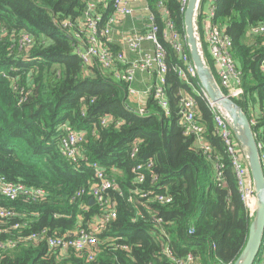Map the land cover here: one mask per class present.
<instances>
[{"label":"trees","instance_id":"16d2710c","mask_svg":"<svg viewBox=\"0 0 264 264\" xmlns=\"http://www.w3.org/2000/svg\"><path fill=\"white\" fill-rule=\"evenodd\" d=\"M105 1L107 8L99 10L102 25L113 13L112 0ZM146 1L165 51L167 112L152 93L143 113L129 111V85L75 55L73 33L86 0H0V178L45 194L35 202L0 196V207L14 213L0 219V243L15 244L0 250V264H181L188 256L194 264H233L243 251L252 218L212 109L197 78L180 79L177 69L184 63L164 41L165 20L184 36L185 8L181 0H163L164 19L158 0ZM202 16L201 11L199 20ZM64 22L70 25L62 28ZM263 24L264 0L215 3L212 25L229 37L242 74L244 94L233 101L254 121L260 154L264 35L251 29ZM24 35L29 44L20 42ZM183 97L195 101L201 141L186 134ZM249 105L258 108V116L250 115ZM64 125L84 133L82 158L75 164L59 148ZM93 163L112 184L102 205L92 200V188L99 184ZM109 210L115 217L95 234L92 260L48 246L49 238L92 231ZM254 264H264V236Z\"/></svg>","mask_w":264,"mask_h":264},{"label":"built area","instance_id":"2783aa9c","mask_svg":"<svg viewBox=\"0 0 264 264\" xmlns=\"http://www.w3.org/2000/svg\"><path fill=\"white\" fill-rule=\"evenodd\" d=\"M138 0H112L113 13L110 15L104 25H102L103 15L99 12L100 9L107 8L105 0H86L82 18L79 20L78 28L73 33L76 44L74 45V53L79 56L84 65L96 64L100 66L103 72L112 73L116 80L127 83L129 86L133 82L136 73H142L147 76L156 78L154 84L147 88V94H153L158 105L167 112L168 102L164 90V75L167 67L164 62L165 51L157 39L158 28L155 25V18L151 14L149 7L145 10L148 12L147 24L145 25L144 33L140 34L136 31H129L124 37V46L126 51H114L110 44L113 35L114 25L120 23L134 13L133 3ZM217 0H209L208 12L206 16L207 27L204 30V36L199 33V14L201 3L197 11V34L199 39V50L205 59V52L211 57L212 68H210L214 80L224 96L231 100H239L242 98L244 91L242 89V74L237 69L233 56L231 54V41L224 31L212 25V20L215 17V3ZM183 8H186L188 0H181ZM157 7L161 9L165 19L167 12L163 8V0H158ZM166 33L164 41L173 46L178 56L184 63L182 68L177 69V74L181 80L189 82V78H197L196 69L190 59L189 49L186 45L184 36L176 32L172 22L165 20ZM70 24L64 22L62 28L68 27ZM252 33L264 35V24L251 29ZM22 45L29 44L28 36L24 35L20 41ZM149 42L152 45V50L144 51L143 43ZM135 57L129 59V54ZM206 62V61H205ZM264 71V69H263ZM130 91V89H129ZM202 93L204 94L203 90ZM205 96V95H204ZM206 97V96H205ZM207 98V97H206ZM208 100V99H207ZM209 105L213 112V122L220 133V136L226 147L227 155L230 159L231 166L236 178L238 191L241 200L248 210L251 218L253 214L251 205H255V190L253 187L251 175L247 165L246 156L240 154L239 143L236 140L235 133L231 126L230 119L226 113L217 108L209 100ZM183 112L182 123L186 126V134H194L201 141V133L203 128L195 123V101L190 97H183L181 100ZM108 117L101 121L102 125L107 123ZM254 121H250L253 124ZM64 134L59 142V148L62 155L72 164H75L82 158V142L84 133L73 130L68 125L63 126ZM203 146V145H202ZM208 149V148H206ZM136 152L134 146L133 154ZM261 163L264 164V153L260 154ZM149 166V165H148ZM97 163L92 164L99 184L92 188V200L99 204H105L104 193L111 187V181ZM136 170L140 171L138 166ZM220 174H218L219 177ZM142 178H139V182ZM0 196L9 199L22 197L27 201L41 200L45 194L44 191L38 188H27L23 184H15L5 181L0 178ZM159 200H164L162 197ZM14 213L0 207V219L13 216ZM115 214L109 210L105 217L98 222V225L90 232L77 231L69 237L49 238L48 246L51 249L61 251H75L78 254L86 256L88 260H92L97 253V238L96 235L102 229L104 223L113 219ZM36 238L35 236H31ZM12 241L0 243V250L14 247ZM181 264H194L191 256L186 258Z\"/></svg>","mask_w":264,"mask_h":264},{"label":"water","instance_id":"95a60500","mask_svg":"<svg viewBox=\"0 0 264 264\" xmlns=\"http://www.w3.org/2000/svg\"><path fill=\"white\" fill-rule=\"evenodd\" d=\"M201 0H188L183 13V31L197 79L207 99L222 109L230 119L236 140L245 152L255 190V210L248 229L246 244L233 264H254L264 236V173L250 121L243 110L218 88L210 68L199 50L197 11Z\"/></svg>","mask_w":264,"mask_h":264},{"label":"crops","instance_id":"0c3cea01","mask_svg":"<svg viewBox=\"0 0 264 264\" xmlns=\"http://www.w3.org/2000/svg\"><path fill=\"white\" fill-rule=\"evenodd\" d=\"M208 4L209 0H205L203 4L201 5L202 8H200V12L202 11V18L200 20V26L202 29V37L204 36V30L207 27L206 22V16L208 12ZM148 6L146 0H138L137 2L133 3L134 13L132 16L127 17L120 23L114 25L113 27V35L110 47L114 51H126L124 46V37L129 33V31H136L140 34L144 33L145 31V25L147 24V17L148 12L145 10V7ZM143 50L150 51L152 50V45L149 42L143 43ZM130 56L129 59H133L135 56L133 54H130L127 52ZM208 54V50H207ZM209 55V54H208ZM211 60V57L208 56ZM155 77L154 76H147L142 73H136L135 78L133 82L130 84L128 91V101L126 104V108L131 112L136 113H143L145 108V103L148 97L147 94V88L149 86H152L154 84ZM133 85L136 86V88H133ZM134 105V108L131 106ZM249 112L250 115L253 117L258 116L259 111L256 106H250L249 105ZM241 147V146H240ZM242 149V148H241ZM98 225V221H95L92 225V230ZM73 232V234H75ZM72 234V235H73Z\"/></svg>","mask_w":264,"mask_h":264},{"label":"rangeland","instance_id":"374dc122","mask_svg":"<svg viewBox=\"0 0 264 264\" xmlns=\"http://www.w3.org/2000/svg\"><path fill=\"white\" fill-rule=\"evenodd\" d=\"M206 65L209 67V64L206 62ZM133 88H136V86L135 85H133ZM240 101L242 100L241 98L239 99ZM133 108H134V105H131ZM242 148V147H241ZM239 149H240V144H239ZM240 154L242 155V156H244L245 155V152L243 151V149H240Z\"/></svg>","mask_w":264,"mask_h":264},{"label":"bare ground","instance_id":"6f19581e","mask_svg":"<svg viewBox=\"0 0 264 264\" xmlns=\"http://www.w3.org/2000/svg\"><path fill=\"white\" fill-rule=\"evenodd\" d=\"M254 210H255V205H254V202H253V204L251 205V211H252V213H254Z\"/></svg>","mask_w":264,"mask_h":264}]
</instances>
